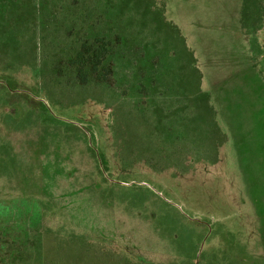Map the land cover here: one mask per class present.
<instances>
[{
    "label": "rangeland",
    "instance_id": "obj_1",
    "mask_svg": "<svg viewBox=\"0 0 264 264\" xmlns=\"http://www.w3.org/2000/svg\"><path fill=\"white\" fill-rule=\"evenodd\" d=\"M0 264H264V0H0Z\"/></svg>",
    "mask_w": 264,
    "mask_h": 264
},
{
    "label": "trees",
    "instance_id": "obj_2",
    "mask_svg": "<svg viewBox=\"0 0 264 264\" xmlns=\"http://www.w3.org/2000/svg\"><path fill=\"white\" fill-rule=\"evenodd\" d=\"M67 21V20H66ZM62 38H67L66 33H62ZM108 41V45H111L113 48L112 52L110 53L109 47H96L92 50L91 47H88L87 44H81L78 47H74L73 45H70V48L68 51H66L63 56V60L66 62V76L69 75V78H72V73L75 75V79L77 80V83L79 85H87L92 83L97 84H105L108 83L113 75V53L115 54V47L112 44L111 40L106 38ZM43 41H47L43 38ZM93 57V61L88 60L87 58L89 56ZM52 66V65H51ZM70 67V70L68 67ZM83 67L88 68L90 72L98 73L101 71V74H98V78L96 80L89 79L88 72L85 73ZM53 69V67H52ZM55 72V70L53 69ZM72 72V73H71ZM61 76V74H59ZM89 79V80H88Z\"/></svg>",
    "mask_w": 264,
    "mask_h": 264
}]
</instances>
